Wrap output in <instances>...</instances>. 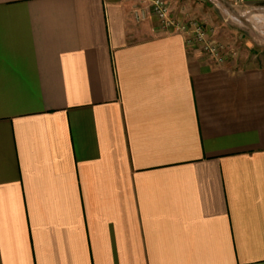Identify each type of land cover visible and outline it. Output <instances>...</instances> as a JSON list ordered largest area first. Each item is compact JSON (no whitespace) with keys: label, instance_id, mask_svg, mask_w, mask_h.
I'll return each mask as SVG.
<instances>
[{"label":"crops","instance_id":"0c3cea01","mask_svg":"<svg viewBox=\"0 0 264 264\" xmlns=\"http://www.w3.org/2000/svg\"><path fill=\"white\" fill-rule=\"evenodd\" d=\"M145 7L0 0V264H264V62Z\"/></svg>","mask_w":264,"mask_h":264},{"label":"rangeland","instance_id":"374dc122","mask_svg":"<svg viewBox=\"0 0 264 264\" xmlns=\"http://www.w3.org/2000/svg\"><path fill=\"white\" fill-rule=\"evenodd\" d=\"M222 45L226 61L264 62V3L178 0Z\"/></svg>","mask_w":264,"mask_h":264},{"label":"built area","instance_id":"2783aa9c","mask_svg":"<svg viewBox=\"0 0 264 264\" xmlns=\"http://www.w3.org/2000/svg\"><path fill=\"white\" fill-rule=\"evenodd\" d=\"M145 8H148L156 18L158 24L165 31H180L186 35V41L190 45H197L204 53L217 64L226 62L223 45L208 32L206 27L196 19L188 23L180 22L176 19L171 9L170 0H139ZM242 2V0H235ZM142 8L141 16L144 15Z\"/></svg>","mask_w":264,"mask_h":264}]
</instances>
